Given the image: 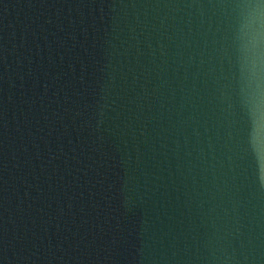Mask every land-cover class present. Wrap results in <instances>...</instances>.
Listing matches in <instances>:
<instances>
[{
    "label": "water",
    "instance_id": "95a60500",
    "mask_svg": "<svg viewBox=\"0 0 264 264\" xmlns=\"http://www.w3.org/2000/svg\"><path fill=\"white\" fill-rule=\"evenodd\" d=\"M241 2L0 0V264H264Z\"/></svg>",
    "mask_w": 264,
    "mask_h": 264
},
{
    "label": "clouds",
    "instance_id": "9594fccd",
    "mask_svg": "<svg viewBox=\"0 0 264 264\" xmlns=\"http://www.w3.org/2000/svg\"><path fill=\"white\" fill-rule=\"evenodd\" d=\"M237 8L233 40L240 88L255 110L264 102V0H242Z\"/></svg>",
    "mask_w": 264,
    "mask_h": 264
}]
</instances>
